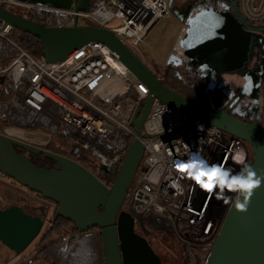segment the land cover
<instances>
[{"label":"built area","instance_id":"2783aa9c","mask_svg":"<svg viewBox=\"0 0 264 264\" xmlns=\"http://www.w3.org/2000/svg\"><path fill=\"white\" fill-rule=\"evenodd\" d=\"M238 2L249 22H264V0ZM0 4L26 17L35 16L48 27L108 28L147 65L151 62L142 48L145 38L159 20L170 15L169 0H96L90 11L21 0H0ZM113 18L120 24L108 27ZM13 29L0 18V77H4L0 96L3 90L11 93L8 100L0 99V133L42 147L53 134H62L116 175L130 142L138 136L131 121L149 88L117 52L101 42L85 44L63 62L48 63L20 46L11 36ZM8 52L11 61L3 66ZM166 65H154L162 81L167 76ZM23 130L38 139L21 135ZM141 132L144 155L122 209L133 215L136 231L144 236L152 231L175 234L183 247L184 264H205L238 192L222 201L218 189L207 196L208 190L187 171L174 167V162L198 153L194 159L203 156L209 164H219L223 158L225 167L238 171L243 163L252 164L251 147L243 138L198 117L188 119L186 112L157 98ZM0 183L27 188L2 172ZM54 215L43 216V227L54 226ZM23 260L31 261L30 257Z\"/></svg>","mask_w":264,"mask_h":264},{"label":"water","instance_id":"95a60500","mask_svg":"<svg viewBox=\"0 0 264 264\" xmlns=\"http://www.w3.org/2000/svg\"><path fill=\"white\" fill-rule=\"evenodd\" d=\"M21 1L83 11L93 8L90 0ZM224 1L231 4L232 11L224 15L217 29L215 22L211 21L215 28L210 29L209 37L208 31L199 35V38L206 40L202 45H207L210 38L211 41L215 40L214 46L221 44L222 52L226 50L225 58L222 54H213L212 58L206 57L208 64L213 63V66L209 67L218 70L237 65L246 59L242 47L249 39L242 29L264 32V28L253 26L242 14L238 0ZM173 4L174 0H169V6L173 7ZM173 11L178 15L179 11ZM0 18L15 29L40 39L44 59L48 63L63 62L85 44L92 41L101 42L117 52L121 61L149 88L148 97L139 103L131 121L138 136L130 142L112 186H108L91 171L95 179L93 183H88L82 178L50 174L48 171L63 169L61 162L69 160V157L0 133V172L59 205L58 214H64L61 208L69 211L73 217L64 215L72 218L81 230L98 228L103 236L104 264H163L161 256L154 251L150 241L136 231L133 215L122 209L143 159L145 147L140 140L141 129L155 98L186 112L188 119L198 117L211 126L246 140L253 154L251 165L258 175H264V113L262 125L247 122L231 115L228 109L208 106L169 88L108 28L95 25L48 27L1 4ZM197 24L199 28L205 26L204 20ZM177 56V53H172L167 59V64H179V61L175 63ZM201 57L203 64L205 61ZM3 80L4 77L1 76L0 83H3ZM17 147L32 154L51 157L55 162V169L34 166L30 157L23 151H18ZM98 167L110 172L107 166L98 164ZM210 191L208 190L207 196ZM239 198L238 192L237 199ZM248 201L247 208L234 207L236 201L229 206L205 264H264V180L253 190V195L248 197ZM43 225L42 215L31 214L20 205L0 208V241L17 254L22 253L35 240Z\"/></svg>","mask_w":264,"mask_h":264},{"label":"flooded vegetation","instance_id":"af4514ba","mask_svg":"<svg viewBox=\"0 0 264 264\" xmlns=\"http://www.w3.org/2000/svg\"><path fill=\"white\" fill-rule=\"evenodd\" d=\"M174 9L179 11L178 15L174 13ZM231 11V4L224 0H174L170 13L182 23L177 47L172 51L177 53L175 63L179 61V64L168 65L166 61V66L180 80L190 85L191 90L203 89L202 94H191L213 107L228 109L229 113L237 118L260 125L264 113V32L242 29L249 39L242 47L246 59L222 70L209 67L205 57L208 46L202 45L206 40L199 38L200 33L215 28L211 21L215 22L217 29L224 15ZM196 20L197 23L204 20L205 26L199 28L198 24H195ZM252 25L264 28V25L256 23ZM199 50L203 52L199 53ZM221 54L225 58L226 50ZM199 56L205 61L203 64ZM19 150L33 161L37 158L35 154L21 148Z\"/></svg>","mask_w":264,"mask_h":264},{"label":"rangeland","instance_id":"374dc122","mask_svg":"<svg viewBox=\"0 0 264 264\" xmlns=\"http://www.w3.org/2000/svg\"><path fill=\"white\" fill-rule=\"evenodd\" d=\"M82 24H85L84 21H82ZM119 24L120 20L118 18H113L108 22L107 26L111 27ZM181 27L182 23L171 12L170 15H167L159 20L146 36L142 48L147 54V57L149 59H153L156 65H166L165 63L169 55L172 53L173 49L177 47L178 35ZM210 35L209 29L207 37ZM208 39V49L205 57L213 54L220 55L222 53V45L220 44L214 46L216 43L215 40L211 41L210 38ZM4 45L9 47V44L7 43ZM200 51L201 50H199V52ZM8 53L9 54H5V62L10 60L9 58L11 54L10 52ZM222 64L227 65L224 62H222ZM148 65L152 70H155L154 64L149 63ZM166 80H168L167 76ZM56 137L57 134H53V138L56 139ZM71 151L73 153V157H69V160L61 162L63 169L54 170L53 172L48 171V173L56 176L82 178L87 180L88 183H93L95 180L90 171L93 170L98 175L108 173L107 170L98 167V164H83L84 162L80 159L83 156V151L77 145H74L71 148ZM230 193L231 192H228L227 190L223 194L218 193L220 200H224L226 196L228 198ZM221 201H219L218 204ZM16 202L23 203V205L26 206L25 208L30 211H32V209H37L46 216L54 215V212L57 209L55 203L46 200L39 193L33 192L27 188L18 190L17 188L0 183V208L15 205ZM60 210L62 213L71 216V213H69L66 209L61 208ZM46 229L47 226H44L35 240L20 254H17L13 250L9 249L0 241V264H20L23 263L24 257H30L31 261L30 263L27 262L28 264H44L41 261L33 260L32 257L37 251L38 242ZM145 237L150 241L154 251L161 256L163 264L184 263L185 256L183 247L175 234L168 233L166 231H152L150 235H146Z\"/></svg>","mask_w":264,"mask_h":264},{"label":"trees","instance_id":"16d2710c","mask_svg":"<svg viewBox=\"0 0 264 264\" xmlns=\"http://www.w3.org/2000/svg\"><path fill=\"white\" fill-rule=\"evenodd\" d=\"M95 1L96 0H92L91 4L94 5ZM31 18L37 22L40 21L35 16H32ZM256 24L264 25V22H258ZM11 36L20 46L27 50L36 59H44L43 46L40 39L15 28L13 29ZM9 59L10 60L7 62L4 60L2 65H8L11 61V58ZM167 78L168 80L165 79L163 82L169 88L211 106L210 103L191 94L192 92L202 94L203 89H197V91L191 90L192 88L190 85L180 80L171 70H168ZM10 96V92L3 90L1 92L0 99L8 100ZM262 123L260 125H262ZM45 147L48 150L61 155L73 157V153L71 151L73 143L62 134H57L56 139L53 138ZM17 150L20 151L18 147ZM35 155L37 158L34 161L31 160L34 166L39 168L48 167L50 169H55V162L51 157L45 154ZM80 159L85 165H97V162L84 151L83 156ZM91 172L104 181L108 186L113 185L115 180L113 170L104 175H98L93 170ZM15 204L22 206L25 211L31 214L45 215L37 209H32V211L26 209V206H24L23 203L16 202ZM58 207L59 205H57L54 215V226L47 228L44 231L38 242V249L32 257L33 260L41 261L44 264H104L103 236L100 230L98 228L81 230L77 227L72 218L64 214H58ZM20 264L26 263L23 262Z\"/></svg>","mask_w":264,"mask_h":264},{"label":"clouds","instance_id":"9594fccd","mask_svg":"<svg viewBox=\"0 0 264 264\" xmlns=\"http://www.w3.org/2000/svg\"><path fill=\"white\" fill-rule=\"evenodd\" d=\"M197 155L199 154L193 153L187 160L174 162V167L187 171L206 190L218 189L221 194L226 190L239 192L240 198L236 200L234 207L247 208L248 197L261 185L264 175H258L251 164L243 163L237 171L232 167H225L226 161L209 164L203 156L194 159L193 156ZM234 159L243 161L242 156H236Z\"/></svg>","mask_w":264,"mask_h":264},{"label":"bare ground","instance_id":"6f19581e","mask_svg":"<svg viewBox=\"0 0 264 264\" xmlns=\"http://www.w3.org/2000/svg\"><path fill=\"white\" fill-rule=\"evenodd\" d=\"M21 135L28 137L29 139H38L37 136H35V134L33 132H29L27 130H23L20 133ZM40 140H42V138H39Z\"/></svg>","mask_w":264,"mask_h":264},{"label":"crops","instance_id":"0c3cea01","mask_svg":"<svg viewBox=\"0 0 264 264\" xmlns=\"http://www.w3.org/2000/svg\"><path fill=\"white\" fill-rule=\"evenodd\" d=\"M149 60H150L151 64L156 65V64H155V61H154L153 59H149Z\"/></svg>","mask_w":264,"mask_h":264},{"label":"snow or ice","instance_id":"6c2138e0","mask_svg":"<svg viewBox=\"0 0 264 264\" xmlns=\"http://www.w3.org/2000/svg\"><path fill=\"white\" fill-rule=\"evenodd\" d=\"M207 187V186H206Z\"/></svg>","mask_w":264,"mask_h":264}]
</instances>
